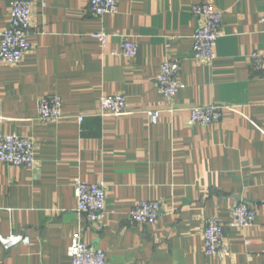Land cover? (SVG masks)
Segmentation results:
<instances>
[{"label": "crops", "instance_id": "obj_1", "mask_svg": "<svg viewBox=\"0 0 264 264\" xmlns=\"http://www.w3.org/2000/svg\"><path fill=\"white\" fill-rule=\"evenodd\" d=\"M29 1L32 50L19 65L0 62V136L31 139L36 165L0 163V236L30 244H0V264H72L78 233L111 264H264V71L250 68L251 54L264 53V0H118L117 13L103 17L92 15L91 0ZM10 2L0 0V33ZM201 3L223 13L211 63L194 55L202 21L192 7ZM98 31L110 35L109 50L131 37L136 58L102 49ZM166 59L181 63L184 88L173 100L157 87ZM46 95L62 99V120L38 118ZM103 95H125L127 113L104 114ZM206 105L222 107L221 120L192 125L191 109ZM76 179L104 183L102 223L77 212ZM141 201L160 202L156 223L129 220ZM236 201L255 209L254 227L232 225ZM212 217L224 226L227 258L205 254Z\"/></svg>", "mask_w": 264, "mask_h": 264}, {"label": "built area", "instance_id": "obj_2", "mask_svg": "<svg viewBox=\"0 0 264 264\" xmlns=\"http://www.w3.org/2000/svg\"><path fill=\"white\" fill-rule=\"evenodd\" d=\"M118 0H91L90 12L95 17L116 14ZM195 17L202 21L201 27L193 36L194 55L199 61L211 63L216 58V46L221 33L223 13L211 3H201L192 7ZM10 24L0 33V62L6 65H19L26 54L32 50L29 37L32 33L33 3L29 0H11ZM264 32V15L261 18ZM104 50H109L110 35L98 31L92 35ZM119 48L110 49L115 57L129 60L136 58L138 44L127 36ZM250 68L253 71H264V53L253 52L250 56ZM181 63L166 59L157 77L158 91L164 99L173 100L184 88L179 78ZM100 107L104 114L121 116L127 113L128 103L125 95H103ZM224 109L216 105L193 107L190 112L192 125L211 126L221 120ZM38 118L43 122H57L64 118L63 102L58 95H46L39 99ZM155 122L159 112L150 114ZM82 121V118H79ZM36 145L26 137L14 134L0 136V163L14 167L33 168L36 165ZM77 212L87 216L91 221L102 223L107 216L106 187L103 182L90 184L76 179L74 181ZM161 204L158 201H141L129 213V220L140 225H151L160 217ZM232 225L241 229L254 227L257 214L255 209L245 201H236L232 207ZM204 251L207 256L227 258L231 255L222 222L217 217L205 221L203 232ZM0 244L6 249L20 244H30V238L22 235L0 236ZM72 264H111L104 250L96 249L86 243L82 236L76 234L69 247Z\"/></svg>", "mask_w": 264, "mask_h": 264}]
</instances>
